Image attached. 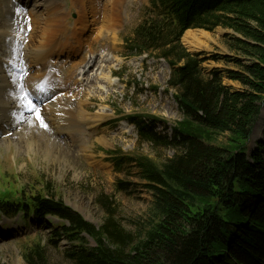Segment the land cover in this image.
<instances>
[{"label": "trees", "instance_id": "trees-1", "mask_svg": "<svg viewBox=\"0 0 264 264\" xmlns=\"http://www.w3.org/2000/svg\"><path fill=\"white\" fill-rule=\"evenodd\" d=\"M151 5L125 38L126 49L167 62V86L182 119L167 134L157 131L155 116L122 118L135 126L139 143L175 154L157 164L144 155L107 153L117 171L132 163L138 168L152 195L153 217L136 233L127 231L113 202L101 197L105 218L96 227L65 205L50 182L11 173L0 175V212L56 218L49 240L70 243L64 254L72 264H264V141L249 154L246 148L264 96V0H151ZM217 26L239 35L229 47L251 61L226 58L238 69L206 71L200 53L181 42L187 29ZM223 78L241 87L227 86ZM225 133V143H218ZM128 186L123 180L115 184L123 192ZM23 258L46 264L42 242L25 246Z\"/></svg>", "mask_w": 264, "mask_h": 264}, {"label": "rangeland", "instance_id": "rangeland-1", "mask_svg": "<svg viewBox=\"0 0 264 264\" xmlns=\"http://www.w3.org/2000/svg\"><path fill=\"white\" fill-rule=\"evenodd\" d=\"M38 1L0 0V68L6 67L5 61L10 59L25 62L22 52L10 54L7 45L13 41L12 39L20 42L25 33L32 32L26 29L25 14L30 15ZM55 1L57 4L55 6L59 8L57 13L59 12V16H62V23H65L63 25L65 32L62 37L69 40L68 42L64 39L68 43L59 48L51 60L58 72L61 65L57 63L66 66L62 68L61 77L66 78L65 72L70 74L74 63L77 65L78 61L85 60L82 64L84 65L95 58L94 66L91 67L92 62L89 66V69L93 68L89 73L90 78L94 77L92 84L77 87L84 77L81 74L74 80L69 75L67 78L71 79L65 86L67 91L70 89L68 94L61 95L65 91L59 94L61 98L64 96V101L66 100V104L71 109L78 104H85L88 109V118L92 119L96 115H102L103 118L94 127L92 123H87L81 128L70 127L67 134H56L61 140H70L69 143H71L66 144V151L71 155L62 152L59 148L55 151L46 150L35 134L33 135L37 138L31 139L28 133L27 146L15 141L14 138L9 143H5L3 135L0 136V175L11 173L16 174L21 180L50 182L52 190L58 194L65 205L82 214L96 227H99L105 218V209L99 202V198L107 197L115 205L116 219L121 226L127 231L136 233L153 217L151 192L144 186L145 182L133 163L126 164L121 171H117L112 162L113 156L107 154V151L116 150L124 156L144 155L157 164H161L173 157L175 150L167 147H153L147 142L139 143L136 129L125 121H115V119L135 113L152 115L159 121L155 124L157 131L167 134L171 133L175 122L182 119V113L173 95L174 90L167 86L171 71L169 65L153 55H134L126 50L124 39L131 35L133 28L141 21L144 9L150 7V0H124L116 14V25L111 31H106L107 29L103 27V18L106 16L104 11V13L101 12L102 15L100 14V22L96 24L93 22L90 7V10L86 8L84 13L81 11L85 24L79 28V25L75 23L79 12L74 2L72 3V0ZM20 12H22L21 15H19ZM37 15L39 20L44 18L41 10L37 11ZM12 22L16 26L13 32L2 33L6 23ZM189 30L203 31L206 34L201 36L200 41L195 45H190L183 37L185 33L181 38L182 44L189 52L200 53V58L204 59L202 67L206 71L214 68L237 70L235 63L227 61L226 58H239L245 62L252 59L229 47L231 37H239L231 29L217 26L212 31L199 28ZM66 31L70 34L66 35ZM79 36L84 50L81 49L82 47L78 49V43H74L73 37L79 39ZM110 70L111 74H109ZM23 77L18 75L19 83ZM223 84L235 89L241 87L238 82L227 78H223ZM19 90L28 97L21 85ZM2 91L9 90L3 88ZM29 99L36 104V108L42 104L40 101L36 103L34 98ZM19 110L21 112L22 109ZM114 110L121 111V114H116ZM35 112L36 109H33L32 112L26 113L34 115ZM43 116L44 111L42 114L39 113L38 118ZM19 123L23 124L24 120ZM17 127L18 125L15 130ZM261 132L258 139L264 141V129ZM217 139L218 143H225L226 133L218 135ZM258 139H253L250 134L246 145L247 154L252 151ZM118 180L129 184L127 192L116 190L115 184ZM51 221L57 222L52 218ZM0 228V264H27L22 256L24 245L32 244L37 239L44 245L46 264H72L64 254V251L70 248V244L64 238L57 243L50 241L51 225L47 221L25 219L19 216L7 219L0 215ZM86 238L88 246H93V241Z\"/></svg>", "mask_w": 264, "mask_h": 264}, {"label": "bare ground", "instance_id": "bare-ground-1", "mask_svg": "<svg viewBox=\"0 0 264 264\" xmlns=\"http://www.w3.org/2000/svg\"><path fill=\"white\" fill-rule=\"evenodd\" d=\"M123 1L124 0H72V3L74 2L75 8L79 12L75 23L79 25V28L80 26H84L85 20L83 19L81 11L84 13L85 9L90 7L91 10L90 8L89 10L92 13L93 22L95 24L100 22L99 19L102 15L101 12L104 11L106 13V16L103 18V27L107 29L106 31H111L116 25V14ZM55 2V0H39L37 4H35V9L37 8L36 11H34L35 9L31 11V21L34 24L32 32L30 34L25 33L23 35L24 38H22L20 42H15V40L12 39L13 41H9L10 43L7 45L10 54H18L22 52L23 57H25V62L19 64L10 60L11 63L6 61V67L0 68V136L3 135L5 143H9L12 138H14L15 141L27 146V142H29L28 133H30L29 138L34 139L38 137V140L41 141L42 147L46 148V150L49 149L50 151H55L56 148H59L62 152L70 154L66 151V144L69 145L71 143H69L70 140H61L56 134H67L70 127L77 126L81 128L83 124L87 123H92L94 127L101 121L103 116L96 115L94 118L90 119L88 118L89 116L87 117L88 109L85 104H78L71 109L66 104V100L64 101L65 98H61V95L59 94L61 91H65V96L68 94L70 89H68V91L65 89L67 81L71 78H77L78 74L76 73V70L81 66L82 61H78L77 65L74 63L71 70L68 69L70 70V74L64 71L66 78L63 76L61 77V74H63L62 68L64 69L66 66L62 63H57V65H61L59 68L60 72H58L54 63L51 62L52 58L57 54V50L69 42L68 39V42H66V37H62L65 32L63 30V25L65 23H62V16L60 17L59 12L57 13L58 7L55 6L57 5ZM40 10L44 16L42 20H39L37 15V11ZM15 27L16 26L13 25V22L9 24L6 23L2 33L10 34ZM68 34L70 33L66 31V35ZM73 34L74 36L76 35L75 32ZM203 35H206L203 31H191L188 29L183 37L188 40L190 45H195V43L200 41L199 39H201V36L203 37ZM57 36L60 37L56 39ZM80 36L79 39L73 37L75 40L74 43H78V49L82 47L81 49L84 50V45ZM91 62L92 66H90L93 67L95 58L92 59ZM15 67L22 69V77L26 75L20 83L17 79L20 74L13 71ZM92 70L93 68L83 74L84 80L81 86H90L92 84L94 77H89V73ZM109 74H111V70L109 71ZM69 75H71V78H67ZM20 85L23 90L25 89L28 97L34 98L36 103L38 101L42 103V107L37 109L35 106L36 104L31 102V104L34 105L33 109H36L34 115H28L26 113L32 112L33 109H30L28 103L30 100L28 97L23 95V93L20 92L21 90L18 91ZM3 88L8 89L9 91H2ZM12 92H14V94H12ZM19 109H22L21 112L24 111L28 116L21 113ZM37 111L41 114L44 111V116L38 118L39 113ZM258 116L259 120H256L257 124H254L255 127L253 126L252 128L253 132L251 131L253 139L260 138L261 131L264 129V100ZM23 120L24 123L20 124L19 122ZM17 125L18 127L15 130ZM7 134L9 136H7ZM38 146L40 147V145Z\"/></svg>", "mask_w": 264, "mask_h": 264}, {"label": "snow or ice", "instance_id": "snow-or-ice-1", "mask_svg": "<svg viewBox=\"0 0 264 264\" xmlns=\"http://www.w3.org/2000/svg\"><path fill=\"white\" fill-rule=\"evenodd\" d=\"M28 103H29L30 109L34 108V105L31 104V101H29Z\"/></svg>", "mask_w": 264, "mask_h": 264}]
</instances>
